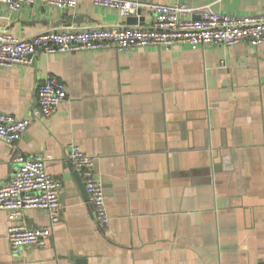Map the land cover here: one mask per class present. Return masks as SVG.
I'll return each instance as SVG.
<instances>
[{"label":"crops","instance_id":"crops-1","mask_svg":"<svg viewBox=\"0 0 264 264\" xmlns=\"http://www.w3.org/2000/svg\"><path fill=\"white\" fill-rule=\"evenodd\" d=\"M156 1L264 12V0ZM129 17L92 0L17 11L0 2V31L19 38L153 20L148 10ZM49 75L65 82L67 97L16 142L0 138V185L14 173V154L40 153L62 181V205L54 221L23 209L20 223L49 226L51 236L19 254L0 210V264H264V43L39 51L30 63L0 66V110L30 117ZM72 143L96 156L105 226L74 177Z\"/></svg>","mask_w":264,"mask_h":264},{"label":"built area","instance_id":"built-area-1","mask_svg":"<svg viewBox=\"0 0 264 264\" xmlns=\"http://www.w3.org/2000/svg\"><path fill=\"white\" fill-rule=\"evenodd\" d=\"M80 0H0L11 10H20L32 3L52 7H76ZM96 6L117 10L129 17L148 10L153 20L146 24H122L96 27H53L28 38H19L9 31H0V66L30 63L39 51L66 52L116 48L124 50L152 44L170 47L186 43L192 48L208 44L233 45L241 41L264 43V12L231 14L213 10L210 4L190 6L178 2L156 0H92ZM65 82L49 75L37 89V105L32 115L16 116L0 110V138L9 144L20 139L32 118H48L67 97ZM67 157L79 172L85 185L95 218L100 225L109 223L105 188L96 171V156L71 144ZM40 153L13 155L15 170L0 185V210L8 218L7 239L10 251L19 254L26 246L45 247L50 239L49 226L30 227L18 220L25 208H42L54 221L61 208L62 181L46 170Z\"/></svg>","mask_w":264,"mask_h":264},{"label":"water","instance_id":"water-1","mask_svg":"<svg viewBox=\"0 0 264 264\" xmlns=\"http://www.w3.org/2000/svg\"><path fill=\"white\" fill-rule=\"evenodd\" d=\"M131 18H133L132 16L131 17H129V19H131ZM74 177L75 178H77V179H79L80 181H81V187L84 189V190H86L85 189V185H84V183H83V181H82V179H81V176H80V174H79V172H77V171H75V173H74Z\"/></svg>","mask_w":264,"mask_h":264}]
</instances>
